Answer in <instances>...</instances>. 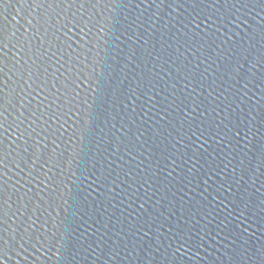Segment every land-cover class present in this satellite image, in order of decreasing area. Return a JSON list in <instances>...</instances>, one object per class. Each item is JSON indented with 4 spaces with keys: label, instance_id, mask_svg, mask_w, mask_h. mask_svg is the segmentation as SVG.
Instances as JSON below:
<instances>
[{
    "label": "water",
    "instance_id": "1",
    "mask_svg": "<svg viewBox=\"0 0 264 264\" xmlns=\"http://www.w3.org/2000/svg\"><path fill=\"white\" fill-rule=\"evenodd\" d=\"M0 264H264V0H0Z\"/></svg>",
    "mask_w": 264,
    "mask_h": 264
}]
</instances>
